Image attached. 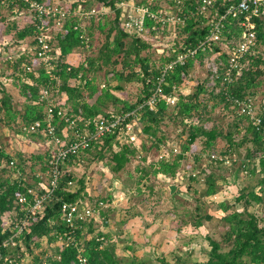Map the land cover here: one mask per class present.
Returning <instances> with one entry per match:
<instances>
[{"label": "trees", "instance_id": "1", "mask_svg": "<svg viewBox=\"0 0 264 264\" xmlns=\"http://www.w3.org/2000/svg\"><path fill=\"white\" fill-rule=\"evenodd\" d=\"M37 1L50 3L53 0ZM131 1L67 0L66 5L71 9L77 8L81 3L86 10L103 4L114 12V16L109 15L107 11L101 14L102 18L97 14L90 17L73 14L67 19L63 32L53 30L50 42L54 48L60 50V58L55 61V76L52 77L43 65L35 67V64L39 63L33 41L36 19L29 11L28 3L25 0H0V46L3 45L5 51H0V137L3 128L16 131L14 134L20 135L24 125L44 119L50 106L53 107L58 134L65 141L67 139L61 132L66 122L58 115L60 109L65 111L66 116L76 118L79 126L87 118L109 116L111 113L124 115L137 110L156 91L164 67L173 61L179 52L196 46L204 39L209 32L210 20L217 19L231 4L240 0H217L210 6L207 16L195 15L185 24L174 25V28L167 24L163 29L160 25L154 29L153 21L147 19L146 32L142 34L130 33L122 26L126 11L119 4ZM161 1L133 0V4L148 7L150 11L164 10L166 7L177 9L180 5L187 12L196 11V7L202 3V0H167L168 5L163 6ZM21 9L24 11L22 16H20ZM95 18L100 19L96 21ZM255 20L256 45L241 59L240 66L233 70L230 82L226 80V73L232 50L228 51V54L221 55L222 62H219L218 77L214 76V86L208 87L206 82L202 81L198 82L188 94L181 91V88L186 86L182 74L188 76L196 61L202 63L204 56H207L211 50L219 51L221 48L218 43L213 44L207 51H200L186 64H176L165 75V81L162 83L154 107L144 104L137 110L138 125L141 128L137 140L129 141V137L122 136L126 130L124 125L134 118L128 116L122 128L101 136L90 148L79 154H70L60 166L58 184L52 197L46 202L44 210L30 219L24 231L22 236L24 248L16 247L12 250H4L3 253L10 254L20 261L27 258L26 255L31 257L30 262L25 260L21 264H80L78 249L81 246L87 264H185L186 262L181 259L171 262L163 254L150 258H139L133 254L127 258H120L116 252V239H110V235L103 230L96 231L93 226L94 218L79 222L77 236L81 241L78 246L72 244L62 249L55 245V242L57 234L68 230L62 220V203L83 202L88 194L85 178L76 180L73 174L71 168L73 162L84 158L88 159L89 163L102 162L110 175L119 180L120 184L117 185L125 186L126 193L132 180V184H136L138 190L142 186L148 187L152 196L153 188L148 184L151 176L164 174L176 178L183 161L189 160L192 155L193 162L188 165V170L190 169L188 179L195 181L199 180L200 176H204V191L195 207L196 212L201 213L204 210L200 202L203 197L211 198L220 191L225 195L224 188L228 184L234 187L239 176L255 179V184L249 179L234 193V203L223 200L215 205V210L220 213L219 216L207 212L197 217L191 215L189 218L179 215V219L174 220L177 224L176 231L191 228L197 232L205 220L215 218L217 226H222L221 239L214 238L210 234L204 235L208 248L204 246L202 249L205 251L207 248L205 252L207 260L196 264H264V100L256 104L257 95L264 87V16ZM87 23H90L88 27ZM240 23L239 17H229L225 20L220 40L223 46L224 36L228 37L236 33L237 39H240ZM94 28L105 35L104 42L100 44L95 55H89L82 61L76 62L70 54L80 48L87 49L82 35L89 38L92 46ZM161 31L175 32L176 37L172 40L175 47L170 55H162L161 62L157 65L151 54H143L144 51L152 48V44L142 35L150 34L154 37ZM24 42H27L29 47L21 51L19 47ZM236 43L237 41L227 44L226 47L230 50ZM28 65L32 66L31 70H27ZM210 76L212 77V72ZM72 79L77 82L71 84ZM8 83L17 87V98L9 89ZM134 83L140 87L132 102L125 91ZM45 90L48 91L46 98L43 97ZM203 93L207 94L205 99L201 98ZM174 95L178 100L170 105V98ZM229 97L254 100L256 116L261 117L262 128L258 129L250 115L242 112ZM221 105L223 110L217 118L215 110ZM207 122L211 123V126L207 127ZM169 124L177 128V137H185L181 152H171L169 157L161 160H150L149 151L154 148L158 154L162 145L170 139L163 128L164 125ZM35 134L41 137L44 150L39 155L24 154L19 151L13 154L0 144V242L13 233L15 213L22 215L25 211L18 202L19 196L26 193L29 187H34L40 194L39 181L49 180L45 175L51 169L50 150L46 147V138L40 132L26 135L34 139ZM140 137L144 139L142 144ZM198 144L201 146L200 150ZM241 148H245L246 156H241L239 151ZM211 153L238 160L233 162L230 168L235 169L233 182L228 183L227 173L222 172L227 166L211 159ZM138 155H141L140 159ZM206 156L209 157V162L203 169L198 168L197 162L205 160ZM135 159L140 162L135 167L138 171L137 177L131 179L129 176L123 179L122 174L129 173V164ZM196 170L199 174L193 176L192 173ZM226 171L228 172L227 169ZM75 181L78 184L76 187H74ZM221 182L225 183L221 184ZM187 188L188 191L190 184ZM176 194L177 192H174L171 195L175 200H177ZM259 206L261 207L258 210ZM104 215L106 213L101 209L99 216L104 217ZM86 227L92 235L85 234ZM101 236H104V240L97 239ZM192 241L194 240L191 239L190 242ZM0 264L9 263L2 259Z\"/></svg>", "mask_w": 264, "mask_h": 264}, {"label": "rangeland", "instance_id": "2", "mask_svg": "<svg viewBox=\"0 0 264 264\" xmlns=\"http://www.w3.org/2000/svg\"><path fill=\"white\" fill-rule=\"evenodd\" d=\"M81 4L83 6V3ZM132 4L133 0L131 2H128V4L124 6L127 15L132 11ZM161 4L163 6H167V0H162ZM98 9L100 13H98L97 15H100V17L102 16L101 14L106 11L109 13V15L114 16V12L112 10L111 12L110 9L104 7L103 4H100ZM20 12V16H22L24 11H22L21 9ZM95 19L96 21H98L100 18ZM89 25L90 23H87V27ZM163 27L164 26H162V29ZM145 32L146 30L142 33ZM161 32L154 37L150 34L142 35L143 37L147 38L152 44V48L144 51L143 54H151V58L156 61L155 64L157 65L161 62L160 57L162 55H170L172 49H174L175 47L172 42V40L176 37L175 32ZM224 37V46L222 42H219L217 45L220 46L221 49L217 52L211 50V52H209L207 56H204L202 63H199V60L196 61V65L192 67L188 76H185L186 86L181 88V91L184 94L190 93L193 90V87L198 82H206V85L208 87L214 86L215 83L212 81V78L210 76L211 68L213 67L212 63L210 62H216L219 65V62H222L220 61L221 55L228 54V51H231L234 46L232 45L230 50H228V48L226 47L227 44L234 43L239 39H237L236 33L231 34V36ZM104 40L105 35L99 29L94 28L92 47L85 50L80 48L70 55L74 58L73 60H75L76 62H80L89 55H95L100 44L104 42ZM2 47L0 46V51L3 50L2 52H5ZM35 67H38V64H35ZM72 82L75 83L77 81L72 80ZM8 87L13 92L15 98H17V87L14 86V84L11 85L10 83H8ZM139 87L137 83H134L132 85H129V88L126 89L125 94L130 101L134 102L135 97L139 92ZM206 96L207 94L203 93L201 95V98L205 99ZM177 100L178 99L176 97L175 101H170V105L176 103ZM263 100L264 87L262 88V91L257 95L256 104H260L261 102H263ZM222 110L223 105L216 108L215 116L217 118L220 117V111ZM197 122L198 121H196V123ZM206 126H211V123L207 122ZM163 128L166 130L167 135L170 138L166 143V151L169 157L171 153V150L169 151V149L171 148L172 144L177 143L180 151L183 145V138L185 139V137H177L176 133L178 132V130L173 124L164 125ZM140 131L141 128L139 127V125L135 126L131 130V132L134 133H138ZM1 132L3 134H1L0 137V144L13 154L17 151L24 154L35 155H39V153L44 152L43 146L41 144V137H39V135L37 134H35L34 139H30L28 138V136L22 139V136L17 137V135L14 134L16 131H10L7 128H3ZM139 140L142 144L144 139L143 137H140ZM198 148L200 150V144H198ZM239 151L241 153V156H246L245 154L247 153L245 151V148H241ZM149 152L151 160L156 159V150L153 148ZM191 156L189 160L183 161V166H181L178 171V174L180 173V176L178 175L174 179L172 177L165 176L164 174H158V176L156 177L151 176L148 184L153 188L152 196H150L151 192H149V188L142 185H140L142 187L139 188V190H141V193H139L138 187L136 186V184H132V180H130V182L128 181L130 185L128 186L129 191H127V193L125 192V186H120L118 188L116 184H120L119 181H114V179L110 177L111 175L108 172L109 170H107V167H104L102 162L98 163L91 161L92 163H89L88 159L85 158L81 159V161H77L75 163L73 162L71 168L76 180L85 178L87 186L86 191L88 194L82 203L96 208L103 207L102 211L106 213L103 220H101L99 216H95L93 219V226L96 228V231L103 230L104 232H107L110 235V239H116V251L120 258H127L129 256H132V254H135L139 258H150L163 254L171 262H175L177 259H181L186 262L185 264H196L198 262H204L207 260L205 252L208 248V243H206V241L204 240V235L210 234L214 238L221 239L220 232L223 230L221 229L222 226H217L216 218L214 220H205L203 226L198 228L197 232L195 230L193 231V229L191 228H189L188 230L176 231L177 224L174 223V220L179 219V215H181L183 218H189L191 215L197 217L198 215L205 214L207 212L209 214L219 216L220 213L215 210V205L223 200H230L231 203H234V193L237 192L240 187L245 184V182H248L249 179H251L250 181L255 184V179H253V177L243 178L242 176H239L236 179L237 185L235 184V186L233 187L228 184L227 187L224 188V191L226 192H224L225 195L223 194V191H220L217 195H214L211 198L203 197L202 200L200 199L201 205L204 206V210L201 213L200 211L196 212L195 207L199 202V198L201 197L202 192L204 191V176L199 175L200 179L195 181H190L188 179V174L186 173V171L188 172L190 170H188V165H190V162H193V157ZM200 161V163L197 162V164L199 165L198 168L203 169L206 166V163L209 162V158L206 156L205 160L203 159ZM139 163L140 162L137 159H135L133 162H130L128 167L129 173H123L122 178L124 179L129 176L131 179L136 178L138 171H136L135 167ZM230 168L231 167H226L222 169V172L227 173L226 177L228 178V183L233 182L234 180L233 174L235 172V169L231 170ZM226 169L228 170V172L226 171ZM196 173H198V170H196ZM224 183L221 182V184ZM76 184L77 181H75L74 187H76ZM170 184H176V189L174 192H177V200H175L171 196L172 194L169 188ZM189 184L190 189L187 191V187L189 186ZM145 190H147L146 193L144 192ZM96 203L99 205L95 206ZM260 207L261 206H259L258 210L260 209ZM254 209L255 208H252V210ZM127 220L129 221L128 224L126 223ZM85 234L92 235L90 234L88 227H86L85 229ZM137 238L141 241H138ZM191 239H193L194 241L190 242ZM204 246L207 247L205 251L202 249L204 248ZM31 260L32 259L30 256H28L26 259L27 262H30Z\"/></svg>", "mask_w": 264, "mask_h": 264}, {"label": "built area", "instance_id": "3", "mask_svg": "<svg viewBox=\"0 0 264 264\" xmlns=\"http://www.w3.org/2000/svg\"><path fill=\"white\" fill-rule=\"evenodd\" d=\"M28 3V9L32 12L36 19V30L33 36L35 41L34 48L37 49V55L39 58L38 66L43 65L47 73L54 77L56 62L60 58V50L52 46L50 39L53 30L63 32L67 19L73 14H79L82 17H87L100 13L99 9L93 7L86 10L82 4L77 8L71 9L67 4V0H53L50 3L40 2L37 0H25ZM217 0H202V3L196 7V11L188 10L185 12L182 6L178 5L177 9L166 7V9L159 11H150L148 7L137 6L132 4V11L126 14L122 26L130 33L142 34L146 30V21L151 19L153 21V28L156 26H166L167 24L174 28L176 24H185L186 21L195 15H208V10ZM128 4V2H126ZM125 2L119 4L124 7ZM105 13V12H103ZM264 16V0H240L237 3L231 4L224 14L220 15L217 19L212 18L210 20L209 32L206 34L196 46L187 48L185 51L179 52L175 59L164 67L161 75L159 76V86L154 94L144 103L151 108L157 99L158 93L161 92L162 83L165 81V75L167 72L175 67L176 64L184 65L190 59L195 58L200 51H207L213 44L219 43L222 39V28L227 18L239 17L241 19V34L240 39L236 45L233 46L231 56L228 60L227 67V81L232 80V72L238 68L241 63V59L249 52L252 47L256 45L257 33H256V18ZM83 43L87 49L92 46L89 43V38L82 35ZM29 47L27 42L22 43L19 50L25 51ZM212 63V81L215 83L214 76L218 77L219 65L216 62ZM209 63V64H210ZM32 66L28 65L27 70H31ZM70 69V68H69ZM185 79V74H182ZM215 85V84H214ZM43 97L46 98L48 91L43 92ZM176 96H172L170 101H175ZM229 99L237 106H239L242 112H246L250 115V118L255 122L258 129L262 128L261 117L256 116V104L251 98L240 99L235 97H229ZM169 101V103H170ZM142 104L137 110L143 107ZM134 110L130 113L119 115L111 113L109 116H96L94 118L84 119L82 125L79 126L76 118H70L66 116L65 111L60 109L58 115L64 118L66 126L62 129V136L67 139L66 141L58 134L57 124H55V114L53 107L50 106L47 115L44 119H38L31 124L24 125L22 127V133L17 137L26 138L28 133H41L46 138L47 147L49 148V163L51 169L46 172L45 177H49L48 182L41 180L38 183V187L41 191L39 194L34 187H29L26 193H22L18 202L23 206L25 210L22 215L15 213V220L13 226V233L0 242V260H4L9 264H21L27 258H23L22 261L16 257H12L10 254H4V250H12L16 247L24 248L22 236L26 227L29 224L30 219L41 213L46 205V202L52 197V194L57 187L58 179L60 175V166L66 161L70 154H79L84 150L90 148L92 144L99 140V138L107 133L114 132L116 129L122 128L124 121L128 116H133L132 121H128L124 126L126 130L124 135L129 137V141H135L138 138L137 132H131L132 128L138 125V111ZM264 132V126H263ZM120 137V136H119ZM122 139V138H121ZM177 143H173L169 151L174 153H180ZM168 151V152H169ZM164 157H168L166 151V144L162 145L159 150L156 160H161ZM211 159L219 162L227 167H231L233 162L238 161L236 158H225L218 153H211ZM141 158V155H138ZM209 158V157H208ZM210 159V160H211ZM151 160V158H150ZM13 163V162H12ZM231 165V166H230ZM247 172V171H246ZM188 177L190 171H186ZM198 173L193 172L192 175L196 176ZM180 176V173H179ZM43 178V175H41ZM103 208V207H102ZM101 207L96 208L89 205H85L81 201H64L61 206L62 220L68 227V230L64 233L57 234V240L55 245L62 249L69 245H79L81 239L77 236V228L79 222L91 220L95 216H99ZM100 217V216H99ZM101 220L104 217H100ZM98 240H104V236L98 237ZM79 260L80 264H87V258L83 256V247H79ZM27 257L29 255H26ZM74 264V263H73Z\"/></svg>", "mask_w": 264, "mask_h": 264}, {"label": "crops", "instance_id": "4", "mask_svg": "<svg viewBox=\"0 0 264 264\" xmlns=\"http://www.w3.org/2000/svg\"><path fill=\"white\" fill-rule=\"evenodd\" d=\"M72 80H74V79H72ZM72 80L70 81L71 82V84H75L74 82H72ZM9 151V150H8ZM10 152V151H9ZM11 153V152H10ZM105 169V168H104ZM106 170V169H105ZM110 177H112V179H114V181H119L118 179H115V178H113V176H110ZM117 185V184H116ZM117 187L119 188V186L117 185ZM139 205V204H138ZM128 220L126 221V223L128 224ZM139 234V233H138ZM137 237H139V236H137ZM137 240L138 241H141V240H139L138 238H137ZM117 252V251H116ZM133 255V254H132Z\"/></svg>", "mask_w": 264, "mask_h": 264}, {"label": "water", "instance_id": "5", "mask_svg": "<svg viewBox=\"0 0 264 264\" xmlns=\"http://www.w3.org/2000/svg\"><path fill=\"white\" fill-rule=\"evenodd\" d=\"M169 188H170V192L172 194L176 189V184H170Z\"/></svg>", "mask_w": 264, "mask_h": 264}]
</instances>
